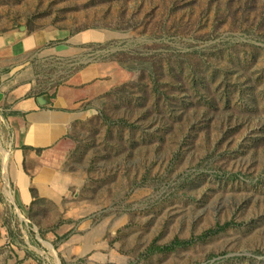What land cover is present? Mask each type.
<instances>
[{
  "label": "rangeland",
  "instance_id": "obj_1",
  "mask_svg": "<svg viewBox=\"0 0 264 264\" xmlns=\"http://www.w3.org/2000/svg\"><path fill=\"white\" fill-rule=\"evenodd\" d=\"M20 28L80 50L33 67L51 94L106 67L56 198L23 211L0 165V264H264V0H0Z\"/></svg>",
  "mask_w": 264,
  "mask_h": 264
},
{
  "label": "crops",
  "instance_id": "obj_2",
  "mask_svg": "<svg viewBox=\"0 0 264 264\" xmlns=\"http://www.w3.org/2000/svg\"><path fill=\"white\" fill-rule=\"evenodd\" d=\"M48 42L45 31L20 28L0 33V165L6 170L12 200L23 211L36 200L56 198L55 191L50 195L51 181L54 184L57 175V162L51 159L73 124L82 118V105L101 85V70L106 67L85 65L66 76L51 94L47 82L36 78L33 67L49 55V59H71L78 65L80 50L74 42L71 47L43 50ZM2 147L7 151L6 160Z\"/></svg>",
  "mask_w": 264,
  "mask_h": 264
},
{
  "label": "trees",
  "instance_id": "obj_3",
  "mask_svg": "<svg viewBox=\"0 0 264 264\" xmlns=\"http://www.w3.org/2000/svg\"><path fill=\"white\" fill-rule=\"evenodd\" d=\"M209 232H214L213 230H210ZM189 241H185V240H173L172 242H170L168 245H165L163 247H158L156 245H151L148 249H147V253L148 254H152L155 252H162V251H170L175 249L178 246H182L185 245L186 243H188Z\"/></svg>",
  "mask_w": 264,
  "mask_h": 264
},
{
  "label": "bare ground",
  "instance_id": "obj_4",
  "mask_svg": "<svg viewBox=\"0 0 264 264\" xmlns=\"http://www.w3.org/2000/svg\"><path fill=\"white\" fill-rule=\"evenodd\" d=\"M2 152H3V157L6 160L7 158V151H5L3 148H1ZM5 166V165H4ZM7 166V165H6ZM7 194L9 195V192L6 190ZM57 261V260H56Z\"/></svg>",
  "mask_w": 264,
  "mask_h": 264
}]
</instances>
